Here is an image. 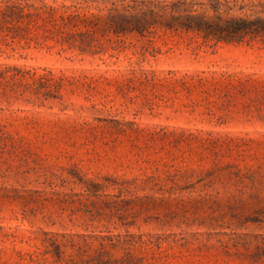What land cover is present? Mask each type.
<instances>
[{
    "label": "rangeland",
    "instance_id": "rangeland-1",
    "mask_svg": "<svg viewBox=\"0 0 264 264\" xmlns=\"http://www.w3.org/2000/svg\"><path fill=\"white\" fill-rule=\"evenodd\" d=\"M172 12L264 0H0V264H264V33Z\"/></svg>",
    "mask_w": 264,
    "mask_h": 264
},
{
    "label": "trees",
    "instance_id": "trees-1",
    "mask_svg": "<svg viewBox=\"0 0 264 264\" xmlns=\"http://www.w3.org/2000/svg\"><path fill=\"white\" fill-rule=\"evenodd\" d=\"M175 11V10H172ZM150 14H152L150 12ZM170 23L166 24V27L171 28L173 25L177 28L184 29L186 31L193 30L196 32H203L205 36H214L222 40H231L234 38H240L245 34H258L264 33V21H245L241 19L230 20H208L205 18L197 17L194 15H177L176 12L168 17ZM141 22H146L143 18ZM139 23V21H138ZM137 29V28H135ZM108 264V263H105Z\"/></svg>",
    "mask_w": 264,
    "mask_h": 264
}]
</instances>
